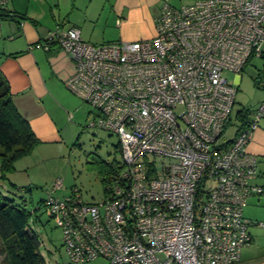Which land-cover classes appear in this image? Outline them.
<instances>
[{
    "label": "built area",
    "instance_id": "2783aa9c",
    "mask_svg": "<svg viewBox=\"0 0 264 264\" xmlns=\"http://www.w3.org/2000/svg\"><path fill=\"white\" fill-rule=\"evenodd\" d=\"M53 45L74 63L65 87L93 109L88 127L115 135L122 161L100 202L57 197L61 181L48 190L70 264L241 262L253 242L244 207L263 193L248 146L264 101L224 140L237 95L224 73L261 59L264 0H166L151 39L94 45L57 25L36 47Z\"/></svg>",
    "mask_w": 264,
    "mask_h": 264
},
{
    "label": "crops",
    "instance_id": "0c3cea01",
    "mask_svg": "<svg viewBox=\"0 0 264 264\" xmlns=\"http://www.w3.org/2000/svg\"><path fill=\"white\" fill-rule=\"evenodd\" d=\"M67 1L7 0L5 10L15 14L16 19H1L0 72L8 82L16 109L40 141L31 154L40 147L56 151L66 142V122L77 120L80 112L82 118L90 113L82 100L65 87V81L75 72L72 59L57 45L51 46L48 51L36 47L46 42L53 21L55 26L61 25L64 29L78 28L82 40L94 45L115 41L135 42L156 35V20L160 12L154 0H104L110 2L106 12L114 26V32L109 36L88 29L93 19L102 18L106 4L100 14H94L93 19L90 17L93 9L90 5L81 7V18H72L69 14L74 7L68 9ZM77 4L76 0L75 6ZM239 80L240 76H237L235 83ZM248 151L258 159V177L254 183L264 188L260 183L264 179V118L254 133Z\"/></svg>",
    "mask_w": 264,
    "mask_h": 264
},
{
    "label": "rangeland",
    "instance_id": "374dc122",
    "mask_svg": "<svg viewBox=\"0 0 264 264\" xmlns=\"http://www.w3.org/2000/svg\"><path fill=\"white\" fill-rule=\"evenodd\" d=\"M154 1L159 5V12H161L166 0ZM190 1L192 0H168L173 6H180ZM67 2L66 7L68 6V9L74 7L69 14L72 18L80 16L81 7L90 5V8H93L90 17L93 19L94 14H100L102 6L104 7L106 4V10H102V18L93 19L89 23L88 29L95 31L96 34L106 33L107 36L114 32L112 20L109 13L106 12L110 2L77 0V6H75L76 0ZM32 5L36 6V4ZM51 26L50 31H55L57 25L55 26L54 21ZM263 71L264 60L254 59L239 75L231 72L224 73L228 82L237 89L232 121L224 134V140L233 136L239 122L238 113L241 110H250L249 118H251L260 103L264 101V80L258 79ZM237 76H240V80L236 84ZM260 80L263 83H258ZM81 102L86 106L87 112L90 113H86L82 118V112H80L77 120L70 119L69 122H66V142L62 146L54 152H50L44 147L38 148L33 154L17 160L14 163V170L6 172L3 178V172L0 170V193L30 212V226L38 236L39 253L44 264H70L69 256L63 246L62 230L50 220L43 207L42 202L48 197V190L57 181H61L62 189L55 194L57 197L68 196L73 190H77L84 202H100L104 199L102 180L97 169L88 163L92 162L93 159L108 163L121 161V155L117 148L119 145L118 138L100 129L88 127L93 119V109L83 101ZM78 122L81 125H76ZM74 124L79 129L74 127ZM260 183L264 185V179L260 180ZM244 216L251 222L250 232L253 236V242L242 250V263H249L264 257V227H262L264 224V194L248 199L244 207ZM256 264H264V261Z\"/></svg>",
    "mask_w": 264,
    "mask_h": 264
},
{
    "label": "trees",
    "instance_id": "16d2710c",
    "mask_svg": "<svg viewBox=\"0 0 264 264\" xmlns=\"http://www.w3.org/2000/svg\"><path fill=\"white\" fill-rule=\"evenodd\" d=\"M4 17L10 21L16 19L15 14L5 9L1 19ZM17 20H19L18 17ZM261 59L264 60V53ZM260 74L258 79L264 77V71ZM249 115L250 110L247 109L238 113L241 130L245 128ZM39 144L40 141L29 123L16 109L8 82L0 72V170L3 172L2 178L6 172L14 170V163L17 160L30 155ZM117 148L120 152L119 145ZM88 164L97 169L104 189L111 178L119 174L122 168V161L108 163L93 159ZM263 194L264 188L263 193L259 195ZM30 216V212L24 207L0 193V264H44L39 253L38 236L30 226ZM262 261L264 257L249 263H242L241 260L238 264H256Z\"/></svg>",
    "mask_w": 264,
    "mask_h": 264
}]
</instances>
